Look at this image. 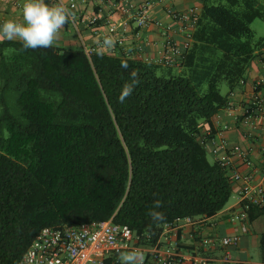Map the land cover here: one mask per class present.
<instances>
[{
  "label": "trees",
  "instance_id": "1",
  "mask_svg": "<svg viewBox=\"0 0 264 264\" xmlns=\"http://www.w3.org/2000/svg\"><path fill=\"white\" fill-rule=\"evenodd\" d=\"M261 1L200 0L180 71L82 46L0 41V264H18L44 226L112 217L149 245L163 224L226 205L232 177L200 137L215 132L214 116L264 47L250 27L264 21ZM134 70L139 82L120 103ZM157 199L159 223L148 215Z\"/></svg>",
  "mask_w": 264,
  "mask_h": 264
},
{
  "label": "built area",
  "instance_id": "2",
  "mask_svg": "<svg viewBox=\"0 0 264 264\" xmlns=\"http://www.w3.org/2000/svg\"><path fill=\"white\" fill-rule=\"evenodd\" d=\"M1 1V0H0ZM50 4L60 3V0H47ZM86 0H63L65 6L72 13V18L68 24L76 26L80 20L78 10L79 4H84ZM100 2L108 1L110 10L120 11L127 19H131L136 28L146 27L153 23L162 36V50L158 63L164 66L181 67L184 54L190 48L192 41V31L196 24L199 9L189 7L185 12L174 11L167 8V13L172 21L176 24V29L183 39L178 41L171 36L174 30L171 24H164L159 20L151 17V0H142L136 3L134 0H98ZM13 7H20V0H9ZM99 17L92 15L88 19V24L95 26ZM124 23L115 25L110 24L108 32L116 33V43L124 46ZM87 54L94 51V48L86 46L83 42L81 45ZM244 80H240L242 85ZM264 80L255 82L253 89L257 91ZM234 92L228 95L227 105L220 110L215 116L218 121L222 116L237 120L246 125H254L256 119L264 118V97L255 93L244 106H237L234 101ZM226 124H221L220 131L211 133L209 130H202L203 135L200 137L205 148L211 153L214 159L222 166L229 170L234 181L243 182V190L240 193L242 201L239 211H231L229 218L231 221L240 224L242 234L248 232V213L253 206H264V145L261 152V167L259 181L253 182L251 174L241 175L233 169L232 159L237 158L243 164L253 166L249 155L239 145H230L222 131L227 129ZM250 135V133L248 134ZM264 136V135H263ZM210 217V216H209ZM208 217H183L177 218L172 222L163 224L162 231L176 230L184 225H192L195 222L207 219ZM161 231V232H162ZM137 236L128 225L116 223L112 217L103 221H90L81 223L77 226L67 224H57L42 227L33 237L25 253L18 264H107L106 260L112 254H118L121 251H128L139 244ZM241 240V234L231 236L217 237L206 236L201 239L204 247L216 249L219 247L236 246ZM231 256L227 251L224 261L229 262ZM209 264L206 257L180 258L174 254L166 256L155 252L151 264Z\"/></svg>",
  "mask_w": 264,
  "mask_h": 264
},
{
  "label": "crops",
  "instance_id": "3",
  "mask_svg": "<svg viewBox=\"0 0 264 264\" xmlns=\"http://www.w3.org/2000/svg\"><path fill=\"white\" fill-rule=\"evenodd\" d=\"M134 1L136 3L142 2V0ZM23 2L24 0H20L21 5L16 8L11 5L9 0H1L0 23L7 19L22 22ZM45 2L50 6L52 5L47 0ZM151 2L152 19L159 20L164 24H171L174 30L170 34L178 41H181L183 37L178 33L175 22L172 21L166 11L167 8L179 12H185L189 7L194 6L200 8V0H151ZM261 2L264 3V0ZM78 10L81 17L77 25L74 27L71 24H65L60 30L58 40L54 46L60 48L77 47L81 46L83 42L86 46L96 50L95 41L109 35L115 40V44L111 49H105V53L121 54L130 58L158 63L163 39L160 30L153 23L143 28H136L133 21L127 19L120 11L110 10L108 1L86 0L84 4H79ZM92 15L99 17L95 26L88 24V19ZM121 23L125 24L124 46L116 43V33L110 34L108 32L110 24L118 25ZM176 69L180 71L181 67ZM259 80H264V47L257 51V56L247 70L244 83L239 84L232 91L234 92L233 101L237 106L241 107L247 104L255 93L264 97V84L260 85L257 91L253 89L255 82ZM227 93H229V90ZM223 123L228 127L222 131V135L226 137L230 145H239L245 150L253 162V166H248L239 159L233 158V169L241 175L251 174L253 182H258L260 177L258 169L261 167L260 149L264 145V118L256 119L254 125H246L241 122L240 118L235 120L222 116L221 120L218 121L214 116L212 120L214 131H220ZM249 133L250 135H248ZM208 154L214 159L209 151ZM242 190L243 182L232 179V194L230 196L233 198L232 203L225 205L220 211L207 219L199 220L192 225H184L176 230H163L155 244H137L131 250L138 249L144 253V264H151L155 252L160 253L162 256L174 254L175 257L183 259L206 257L209 264H264V253L261 247V237L264 233V206L252 207L249 210V230L244 234L240 232V224L231 221L229 218L231 211H239L241 208L240 193ZM234 234H241V240L236 246L210 249L204 247L201 243V239L206 236L224 237ZM227 251L231 256L229 262L224 261ZM106 263L119 264V253L110 255Z\"/></svg>",
  "mask_w": 264,
  "mask_h": 264
},
{
  "label": "clouds",
  "instance_id": "4",
  "mask_svg": "<svg viewBox=\"0 0 264 264\" xmlns=\"http://www.w3.org/2000/svg\"><path fill=\"white\" fill-rule=\"evenodd\" d=\"M21 14L23 21L7 19L0 23V41H19L24 50L37 48H49L54 46L58 40L60 30L72 18V13L65 6L63 0L51 6L45 0H24ZM96 55L103 58L105 49H111L115 40L105 35L102 39H97ZM127 68L126 63L121 65ZM131 83H125L121 89L118 101L123 103L129 97L138 81V73L134 70L130 74ZM162 207L161 200L153 202L152 210L148 212L153 222H163L166 217L163 212L157 209ZM144 253L138 249L121 251L119 253V264H144Z\"/></svg>",
  "mask_w": 264,
  "mask_h": 264
},
{
  "label": "rangeland",
  "instance_id": "5",
  "mask_svg": "<svg viewBox=\"0 0 264 264\" xmlns=\"http://www.w3.org/2000/svg\"><path fill=\"white\" fill-rule=\"evenodd\" d=\"M250 27L255 32L257 38L258 37H261V36L264 37V21L263 20H260V19L254 20L250 24ZM160 72H161L160 70L157 71L158 74H160ZM227 91H228L227 86L225 84H222L220 86V92L222 94H225ZM208 158H209V160H212V158H211L210 155H208ZM232 201H233V198L230 197L229 200H228V202L226 203V205L232 203Z\"/></svg>",
  "mask_w": 264,
  "mask_h": 264
}]
</instances>
